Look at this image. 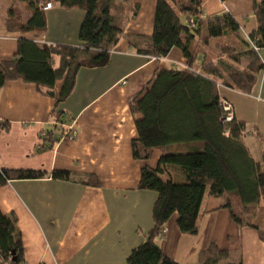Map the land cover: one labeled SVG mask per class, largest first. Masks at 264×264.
Instances as JSON below:
<instances>
[{
    "label": "crops",
    "instance_id": "crops-1",
    "mask_svg": "<svg viewBox=\"0 0 264 264\" xmlns=\"http://www.w3.org/2000/svg\"><path fill=\"white\" fill-rule=\"evenodd\" d=\"M37 1L44 4L49 0ZM156 1L133 0L139 4L137 14L128 17L129 8L125 12L123 32L111 46L108 62L80 67L73 89L58 105L55 97L22 78L7 80L0 87V121L10 123L8 130L0 127V167L47 172L65 169L71 173L69 180L46 175L13 178L0 185V208L17 216L25 264H126L132 249L145 240L154 225L158 194L139 188V182L143 165L155 166L163 150L154 149L149 159L133 156L131 142L137 128L130 100L159 67L186 65L179 47H173L166 56L139 50L150 48ZM11 7H15V0H0V59L14 56L21 37L39 34L42 44H81L84 9L50 1L44 7L46 28L37 34L9 29ZM200 8L203 15L230 12L245 35L257 27L253 0H201ZM15 12L26 21L33 8L27 3ZM260 54L264 58V50ZM262 77L264 70L256 87ZM62 81L57 80L56 90ZM70 123L78 134L61 138V129ZM44 130L52 131L53 138L58 135L52 146L41 138ZM40 143L45 147L38 150ZM246 146L264 170V160ZM177 150L183 147L177 145ZM92 173L99 178V185L80 180ZM234 198L207 192L196 233L183 232L175 212L165 225V233L156 239L163 252L182 264H199L200 251L215 241L229 253L217 264L237 260L264 264V241L255 228L235 221L233 211L239 203ZM253 222L264 230V204Z\"/></svg>",
    "mask_w": 264,
    "mask_h": 264
},
{
    "label": "trees",
    "instance_id": "trees-1",
    "mask_svg": "<svg viewBox=\"0 0 264 264\" xmlns=\"http://www.w3.org/2000/svg\"><path fill=\"white\" fill-rule=\"evenodd\" d=\"M27 1L33 8L31 16L21 21L11 7L9 29L37 34L44 30L47 23L44 7L50 1L85 10L79 30L80 45L42 44L38 34L19 38L14 56L0 59V87L7 80L22 78L35 83L44 94L55 97L56 105L73 89L80 67L101 66L108 62L110 48L123 32L125 12L129 8L127 15L132 17L139 9V4L133 0H123L120 8L118 0H49L44 4L37 0ZM200 7L201 0H157L150 48L139 49L155 56H166L173 47H179L186 65L159 67L153 78L130 100L137 128V136L131 142L133 156L149 159L154 149L160 148L163 152L155 166L145 164L141 168L139 188L155 190L158 194L153 208L154 225L145 240L132 249L126 264H182L165 254L156 239L175 212L179 228L183 232L196 233L207 192L214 196L237 197L239 204L233 211V218L241 225L255 228L264 241V230L253 222L259 206L264 204V170L242 139L245 121L236 114L231 121L224 120V97L219 89L226 86L251 92L256 86L259 73L264 70L259 55V49L264 47V0H253L257 27L247 38L241 34L240 22L230 12L203 15ZM224 38H229L230 43H221ZM238 43L242 47L240 52L232 46ZM242 56L247 60L242 69H235L226 59L230 57L239 62ZM223 66L229 73H223ZM60 78L63 81L56 90ZM0 127L8 130L9 121L1 120ZM57 137L53 138L52 131L41 135L48 140V146H52L59 139ZM41 145L38 150L45 147ZM177 145L183 150L164 151ZM46 175L71 179V173L65 169L47 172L0 167V185L13 178ZM80 180L90 185L100 184L93 173ZM228 256L226 249L212 241L200 251L198 263L217 264ZM0 264H25V247L17 216L14 212L4 213L1 208Z\"/></svg>",
    "mask_w": 264,
    "mask_h": 264
},
{
    "label": "rangeland",
    "instance_id": "rangeland-1",
    "mask_svg": "<svg viewBox=\"0 0 264 264\" xmlns=\"http://www.w3.org/2000/svg\"><path fill=\"white\" fill-rule=\"evenodd\" d=\"M27 1V0H26ZM25 0H17L15 1V9L19 10L21 6L25 7L28 3ZM123 4V0H118V8H120ZM241 34L243 37L247 38L248 35H245L242 30ZM229 38L221 39V43L228 44L230 43ZM235 45V46H234ZM234 46V50L237 52L242 51L241 43L232 44ZM264 50V47L259 49V55L264 61L263 56H261V52ZM263 54V53H262ZM227 62L232 63V67L242 69L245 67L246 57L242 56V60L239 62L233 61L230 57H226ZM249 59V58H248ZM229 62V63H230ZM168 66L173 65L171 63H167ZM223 73H229L228 68L223 66ZM259 79V78H258ZM260 84L255 86L251 92H243L238 89H231L225 86L220 87V94L227 98L233 105V109L237 117L242 118L245 123V129L243 131L244 142L251 148L252 153L259 160H264V77L260 79ZM252 146V147H251ZM168 152H177V147L172 146L168 149H164V151ZM264 163V162H263ZM238 203L239 200L237 197L234 198ZM237 209V208H236Z\"/></svg>",
    "mask_w": 264,
    "mask_h": 264
},
{
    "label": "built area",
    "instance_id": "built-area-1",
    "mask_svg": "<svg viewBox=\"0 0 264 264\" xmlns=\"http://www.w3.org/2000/svg\"><path fill=\"white\" fill-rule=\"evenodd\" d=\"M222 107L224 110V120L231 121L235 115L232 103L227 98H222ZM62 125V124H61ZM45 130L42 131L41 135H45ZM78 134L77 128H75L74 123L65 124V127L61 129L60 137H70L73 138ZM42 145L39 144L37 148H40ZM165 233V228L162 235Z\"/></svg>",
    "mask_w": 264,
    "mask_h": 264
},
{
    "label": "water",
    "instance_id": "water-1",
    "mask_svg": "<svg viewBox=\"0 0 264 264\" xmlns=\"http://www.w3.org/2000/svg\"><path fill=\"white\" fill-rule=\"evenodd\" d=\"M14 260L16 259V257L14 256V258H13Z\"/></svg>",
    "mask_w": 264,
    "mask_h": 264
}]
</instances>
